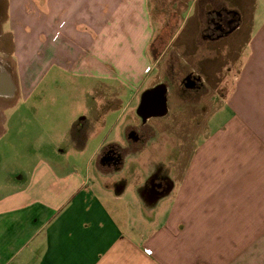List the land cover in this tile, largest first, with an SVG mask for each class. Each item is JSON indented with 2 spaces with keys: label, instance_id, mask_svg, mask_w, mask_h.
Here are the masks:
<instances>
[{
  "label": "crops",
  "instance_id": "0c3cea01",
  "mask_svg": "<svg viewBox=\"0 0 264 264\" xmlns=\"http://www.w3.org/2000/svg\"><path fill=\"white\" fill-rule=\"evenodd\" d=\"M5 4L0 39H10L16 83L4 107L12 111L0 114V264H264V0ZM153 13L161 15L155 22ZM198 48L203 53L190 56ZM172 56L186 73L231 65L220 99L231 121L205 131L198 146L183 140L176 159L140 162L154 132L136 114L138 126L121 125L124 145L105 144L108 132L88 153L89 138L112 117L109 104L79 112L59 156L35 154L30 136L38 131L16 104L45 73L143 83L154 69H176ZM133 131L144 140L128 144Z\"/></svg>",
  "mask_w": 264,
  "mask_h": 264
},
{
  "label": "rangeland",
  "instance_id": "374dc122",
  "mask_svg": "<svg viewBox=\"0 0 264 264\" xmlns=\"http://www.w3.org/2000/svg\"><path fill=\"white\" fill-rule=\"evenodd\" d=\"M5 6V0H0L1 13H3ZM160 17L161 15L153 13L151 20L155 22ZM174 26L172 25V29ZM175 27L174 31L178 29V26ZM181 30L177 31V33H181ZM11 48L8 35H3L0 39V68L11 75V79L15 85V65L11 57ZM196 51L197 53H194ZM194 52L190 56L197 57L200 53H203L199 48L194 49ZM175 56L169 58L174 61L177 66L176 69L158 71L154 69L152 73L147 75V77H150H146L147 80L143 81V83H125L117 79H101L98 76L95 78L85 77L76 73L73 74L52 68L42 77L32 97L26 103L18 101L16 104V108L20 107L21 111L26 112L28 126H32L38 131L36 134L33 133L30 136L36 138L34 147L39 150L35 154L41 157L59 156V148L70 147V141H68V136H66L67 130L71 123L79 121L81 116L78 115L79 112L100 111L108 107L109 104L112 107V117L105 129L100 130L97 132V135L89 138L88 153H91L103 141L104 135L108 132L110 134L106 138L105 144L113 145L114 143H121L124 145V139L120 134L122 133L121 125L127 123L128 125L138 126V119L140 121V118L136 115V110L139 105V96L147 85L151 86L157 82H163L168 87L165 97L167 114L153 118L148 122L144 118L142 122L145 125V129L149 127L154 132V137L147 143L153 146L159 145L160 150H153V146L149 147L148 150L138 157L140 162L146 163L147 160L159 156L165 159V157H172V153L175 154L176 159L179 154L178 144H181L183 140L188 141L191 147L198 146L205 131L208 133V136H211L218 128L220 129L231 121V107L226 101L220 100L230 90L231 72L227 68L231 65L220 66V69L222 68L223 70L221 69V72H217L205 69L208 65L203 64V69L194 71L193 73L205 77L207 86L199 92V97L190 99L183 92L177 96L178 82L184 76L186 70L179 68L181 67L179 66L181 61L180 58H176ZM178 63L179 65H177ZM221 74L222 79L215 81ZM102 84H107L108 86L104 89ZM12 93L15 92L12 91ZM115 95H118L122 100L119 105H117L116 101H110V98ZM8 100L10 99L0 97V114L1 112L6 114L12 111L13 108L8 107L4 109L8 105ZM163 111H165V107H163ZM117 116L119 118H116ZM14 139L19 140L17 136ZM190 149H187V154L189 155L192 153ZM71 154L72 151L67 156L65 155V157L71 159ZM127 158L131 159V157ZM123 171V175L130 174L127 170ZM5 176V173L0 172L1 178Z\"/></svg>",
  "mask_w": 264,
  "mask_h": 264
},
{
  "label": "flooded vegetation",
  "instance_id": "af4514ba",
  "mask_svg": "<svg viewBox=\"0 0 264 264\" xmlns=\"http://www.w3.org/2000/svg\"><path fill=\"white\" fill-rule=\"evenodd\" d=\"M220 21H222L221 15H220ZM223 21L224 23H222L221 25L223 27H228L230 22L227 19H224ZM161 83L158 82L152 85L149 89L151 88L153 89L158 86L164 87L166 89L164 96L166 97V92L168 91V87L163 82ZM206 86H207L206 83L201 80V78L199 77L197 73L187 72L178 82L177 96L181 95V92H183V94H187L190 99L197 98L200 95L199 92L204 90V87ZM9 96L0 95V97H3V98H7ZM140 100H141V94L139 96V105L137 106V110H136V113L142 116L141 120L144 118L146 119L156 118V117L164 116L165 114H167V110L165 106L166 103L164 105L162 104L161 106H159L157 96L151 95L148 99L146 98L145 101L142 103H140ZM163 107H165V111H163ZM129 136L130 138H129L128 144L132 143V141L139 142V141L144 140L143 134L139 135L135 131L131 132ZM156 186L159 187V189L156 190L157 192L165 189V186H162V184H156Z\"/></svg>",
  "mask_w": 264,
  "mask_h": 264
},
{
  "label": "water",
  "instance_id": "95a60500",
  "mask_svg": "<svg viewBox=\"0 0 264 264\" xmlns=\"http://www.w3.org/2000/svg\"><path fill=\"white\" fill-rule=\"evenodd\" d=\"M13 91V84H12V80L10 78V75L7 71L3 70L0 68V95H11ZM151 95H155L158 98V103L159 106H161L162 104H165V88L158 86L156 88H151V89H147L145 90L142 94H141V100L140 103L144 102L145 99L149 98Z\"/></svg>",
  "mask_w": 264,
  "mask_h": 264
}]
</instances>
